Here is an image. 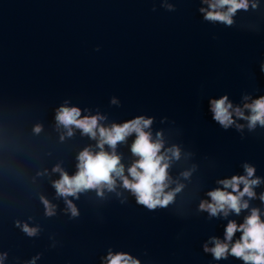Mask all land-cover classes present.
I'll return each mask as SVG.
<instances>
[{"label":"clouds","instance_id":"1","mask_svg":"<svg viewBox=\"0 0 264 264\" xmlns=\"http://www.w3.org/2000/svg\"><path fill=\"white\" fill-rule=\"evenodd\" d=\"M207 8L200 7L199 12L203 18L210 22H220L226 26H232L233 17L239 10L248 11L258 8L256 0H200ZM163 6L169 11H174L171 3H164ZM261 72H264V64L261 65ZM241 105H234L227 95L209 101L212 119L223 129L227 130L235 126L237 131H243L244 124L237 123L238 120L246 121L247 129L251 132L257 126L264 128V96L253 99L249 94L242 97ZM112 105H119V101L113 97ZM70 101L64 103L55 111V127L60 132L59 139L63 142L79 130L82 136H87L96 141L95 148L85 147L77 157L76 172L72 175L57 163L52 168V173H58L59 178L52 181L56 196L62 198L66 205V213L70 218H77L79 210L73 203L80 195L90 190L96 191L98 196L103 197L107 192H116L122 187L130 193L138 205L148 210L167 208L173 204L185 184L179 179H173L169 169L174 161L181 159V149L177 145L165 148L164 134L162 131L155 133V138L150 130L153 124V117L138 115L123 123H102L107 120L105 115L97 112L95 115H82V110L77 106H69ZM35 134L43 131V125L34 126ZM135 135L131 143L130 151L135 159L131 165L125 167L121 162L122 157L116 151L119 144L126 143L128 138ZM105 146L109 150L105 149ZM243 175H233L217 181L221 187L212 189L206 193L209 199H203L198 205V211L207 212L210 217H228L230 214L239 216L243 211H248L242 223L236 220H229L224 229L223 239L212 236L203 245V251L210 253L219 261L227 259L228 256L243 261V264H264V219H261L259 208L251 207L250 201L257 198L255 188L262 180L255 175L254 166L245 163ZM195 166L192 169L180 173L184 180H188ZM48 171L38 172L37 176L47 175ZM119 182V183H118ZM172 185H175L172 187ZM242 186V187H241ZM230 189V190H229ZM119 196L120 193L117 192ZM259 200L264 203V193L259 195ZM44 206V214L47 217L56 215V205L52 204L46 197H39ZM122 203L124 201H121ZM16 226L29 237L39 234V227L29 226L28 223L16 222ZM241 235L233 239L235 234ZM7 258V253H0V264ZM34 257L28 264H35ZM103 264H141V261L127 252L113 253L109 250L103 258Z\"/></svg>","mask_w":264,"mask_h":264}]
</instances>
